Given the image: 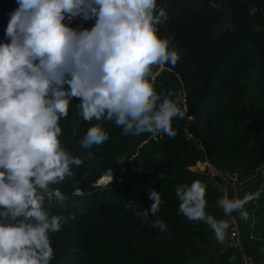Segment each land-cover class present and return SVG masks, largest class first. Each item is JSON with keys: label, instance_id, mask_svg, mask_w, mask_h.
Here are the masks:
<instances>
[{"label": "trees", "instance_id": "trees-1", "mask_svg": "<svg viewBox=\"0 0 264 264\" xmlns=\"http://www.w3.org/2000/svg\"><path fill=\"white\" fill-rule=\"evenodd\" d=\"M164 1L169 5L167 20L158 28L171 40L179 59L174 66L166 64L169 70L154 69V86L157 92H174V99L185 90L188 104L198 112L189 132L201 142L207 159L223 173L247 180L264 167V123L253 122L257 107H264V0H232L201 15L182 17H177V0ZM252 7L258 9L255 15H249ZM17 8L16 0H0V43H10L5 33L9 14ZM77 103L80 100L73 98L69 116L60 121L61 140L83 165L72 166L74 177L54 186L66 200L52 209L54 214L75 213L76 218L51 234V264H239V256L217 244L207 225L178 214L176 186L200 180L206 185V211L223 217L216 205L218 191L206 176L188 169L203 152L187 140L185 118L173 121L174 136L162 133L158 142L148 133L125 136L114 122L103 121L109 139L85 149L80 140L97 122L76 117ZM73 127L78 129L75 135ZM104 177H111L112 183L96 186ZM152 190L161 196L157 217L167 225L163 232L152 226L151 213L144 222L125 210L129 199L138 210L150 208ZM259 191L245 204L249 219H240L239 226L246 254L264 264V186ZM233 256L235 260L230 259Z\"/></svg>", "mask_w": 264, "mask_h": 264}, {"label": "clouds", "instance_id": "clouds-1", "mask_svg": "<svg viewBox=\"0 0 264 264\" xmlns=\"http://www.w3.org/2000/svg\"><path fill=\"white\" fill-rule=\"evenodd\" d=\"M16 2L5 33L10 43H0V264H51V234L76 218L52 211L66 200L54 186L74 177L72 166L83 165L61 140L60 121L69 116L73 98L80 100L75 116L97 122L80 140L85 149L109 139L103 121L114 122L125 136L172 137L173 120L184 119L185 111L174 92H157L152 69L174 66L179 56L171 40L158 33L164 13L157 0ZM257 10L252 7L249 15ZM74 21L80 23L73 27ZM77 130L73 127V135ZM159 179H165L163 174ZM175 194L178 214L207 225L217 244L226 242L229 222L206 211L205 184L182 183ZM148 197L154 201L150 208L138 210L129 199L125 210L144 222L151 213L152 226L166 231L157 217L159 192L152 190ZM252 199L225 194L216 205L225 217L236 212L247 222L244 206Z\"/></svg>", "mask_w": 264, "mask_h": 264}, {"label": "built area", "instance_id": "built-area-1", "mask_svg": "<svg viewBox=\"0 0 264 264\" xmlns=\"http://www.w3.org/2000/svg\"><path fill=\"white\" fill-rule=\"evenodd\" d=\"M160 68V69H159ZM154 69H157L158 72L166 67L154 66ZM169 70V69H167ZM154 76L157 73L153 74ZM178 97L180 99V107L182 110L185 111V119H186V126H185V135L187 140H192L197 144L198 149L203 152V157L200 161L188 167L191 172L203 174L208 178L210 184L214 189L218 191L219 198L224 196L225 194L229 196V198H244L245 193V186L247 185L246 182L257 180L259 181V190H261L264 186L262 180L264 179V167L258 168L253 175L250 176L247 180L240 181L237 175H231L227 173H223L222 171L218 170L214 165L210 163V161L206 157V153L204 150L203 145L200 141L196 140L195 136L189 132L190 124L195 120L193 117H187L188 107L190 106L187 101V94L184 89L178 92ZM176 118H174L175 120ZM173 120V121H174ZM163 138L162 133H158L156 135L150 134L149 139L155 142L161 141ZM103 181V180H102ZM113 180L112 178H108L107 181L102 184L98 182L96 186H103L111 183ZM260 192V191H259ZM245 208V206H244ZM222 219H226L229 222V230L226 237V242L223 244L224 250L234 251L240 258L239 264H259L253 257L246 254L243 241L240 234V226H239V214L234 212L231 217H225L223 214Z\"/></svg>", "mask_w": 264, "mask_h": 264}, {"label": "rangeland", "instance_id": "rangeland-1", "mask_svg": "<svg viewBox=\"0 0 264 264\" xmlns=\"http://www.w3.org/2000/svg\"><path fill=\"white\" fill-rule=\"evenodd\" d=\"M229 1H232V0H177L178 2L177 17H182L183 14L185 13H188V14L196 13V14L201 15L202 13L206 12L210 8H220L223 4ZM157 6H158V10L164 13V16L161 18V23L165 24L167 20L166 11L168 10L169 5L165 4L164 0H157ZM157 27H159V25ZM158 33L160 36H162V31L159 28H158ZM164 67H166V65H164ZM253 122L254 123H264V107L262 106L257 107L256 112L254 113ZM246 183L247 185L245 186V189H244L245 193H249L251 195L254 191H256L255 185L258 186V181L253 180V181H248ZM76 194H79V192H76ZM244 197H245V194H244Z\"/></svg>", "mask_w": 264, "mask_h": 264}, {"label": "water", "instance_id": "water-1", "mask_svg": "<svg viewBox=\"0 0 264 264\" xmlns=\"http://www.w3.org/2000/svg\"><path fill=\"white\" fill-rule=\"evenodd\" d=\"M186 115H187V117L197 118L198 117V112L192 106H189L188 107V112H187Z\"/></svg>", "mask_w": 264, "mask_h": 264}, {"label": "crops", "instance_id": "crops-1", "mask_svg": "<svg viewBox=\"0 0 264 264\" xmlns=\"http://www.w3.org/2000/svg\"><path fill=\"white\" fill-rule=\"evenodd\" d=\"M255 187H256L255 189H257V191H259V189H258L259 187L257 185H255ZM247 195L249 196L250 194L249 193H245V196H247ZM250 196H252V194Z\"/></svg>", "mask_w": 264, "mask_h": 264}, {"label": "bare ground", "instance_id": "bare-ground-1", "mask_svg": "<svg viewBox=\"0 0 264 264\" xmlns=\"http://www.w3.org/2000/svg\"><path fill=\"white\" fill-rule=\"evenodd\" d=\"M107 179H108V178L104 179L103 181H101V183L104 184V183L107 181Z\"/></svg>", "mask_w": 264, "mask_h": 264}]
</instances>
